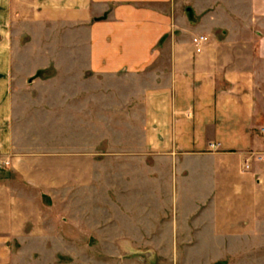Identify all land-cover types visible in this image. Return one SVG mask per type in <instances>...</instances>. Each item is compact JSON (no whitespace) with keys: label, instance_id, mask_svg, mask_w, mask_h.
I'll return each mask as SVG.
<instances>
[{"label":"crops","instance_id":"0c3cea01","mask_svg":"<svg viewBox=\"0 0 264 264\" xmlns=\"http://www.w3.org/2000/svg\"><path fill=\"white\" fill-rule=\"evenodd\" d=\"M263 126L264 0H0V264L66 241L42 217L65 156L75 264H159L97 242L264 264Z\"/></svg>","mask_w":264,"mask_h":264},{"label":"rangeland","instance_id":"374dc122","mask_svg":"<svg viewBox=\"0 0 264 264\" xmlns=\"http://www.w3.org/2000/svg\"><path fill=\"white\" fill-rule=\"evenodd\" d=\"M67 134H71V138L67 139V143L72 144V132H66ZM70 140V141H69ZM67 153L72 154V145H67L66 148ZM254 153V152H253ZM250 156V154H249ZM253 157V156H252ZM45 165V164H44ZM51 172H56V178H52L51 181V189L53 195H45L47 198L45 202L50 203L51 206H44L45 208L43 213L44 220H48L50 225L49 233L50 235H55L57 232L61 234H65L66 241L62 242H51L50 243V262L54 261L52 256L54 253L62 254L60 256V261L65 264H75L74 257L77 254L78 249L75 246L79 244H75L73 242V221L74 217L77 214V206H73V161L72 157H66L63 161L51 162L48 164ZM244 168V167H243ZM59 173V175H58ZM62 173V174H61ZM64 173V175H63ZM47 209V210H46ZM32 216V218L37 219L38 211L34 209L33 211L23 212L21 215ZM41 222V221H39ZM45 222V221H44ZM45 232V231H44ZM21 246L27 247L34 252H43L42 244L37 242H27L24 244H20ZM17 244V246H20ZM83 246L86 244H82ZM186 244L178 243H160V244H140V243H132V244H111L105 242H97L94 244H87L86 251H89L90 247L100 252H117L127 253L128 251L135 250L141 253L150 251L152 253L151 258L152 262H156L159 264H192V253L190 250L186 251ZM158 247L161 248V252L158 251ZM91 248V249H92ZM155 251V252H154ZM194 260H198L194 258ZM199 259L196 262H199ZM202 261V262H201ZM200 262L203 264H220L221 261H225L221 257L216 256L212 258L210 263H205L203 260Z\"/></svg>","mask_w":264,"mask_h":264},{"label":"built area","instance_id":"2783aa9c","mask_svg":"<svg viewBox=\"0 0 264 264\" xmlns=\"http://www.w3.org/2000/svg\"><path fill=\"white\" fill-rule=\"evenodd\" d=\"M207 41V38L205 36H195L192 38L191 43L195 49L196 53H200L202 50V46L203 44H205ZM260 133L262 135L263 138V142H262V148L260 151L256 152V153H252L250 155V157H255L259 162H261L262 164H264V126L260 128ZM243 167L245 169L249 168V163L248 160L246 162H244Z\"/></svg>","mask_w":264,"mask_h":264}]
</instances>
